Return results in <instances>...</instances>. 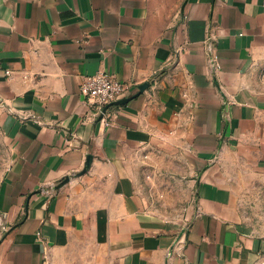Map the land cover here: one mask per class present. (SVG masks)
<instances>
[{
    "label": "crops",
    "instance_id": "obj_1",
    "mask_svg": "<svg viewBox=\"0 0 264 264\" xmlns=\"http://www.w3.org/2000/svg\"><path fill=\"white\" fill-rule=\"evenodd\" d=\"M0 120V264H264V0H0Z\"/></svg>",
    "mask_w": 264,
    "mask_h": 264
},
{
    "label": "built area",
    "instance_id": "obj_2",
    "mask_svg": "<svg viewBox=\"0 0 264 264\" xmlns=\"http://www.w3.org/2000/svg\"><path fill=\"white\" fill-rule=\"evenodd\" d=\"M213 38L206 41L207 53L209 56V66L215 72L221 69L219 56L214 50ZM133 84L129 82H120L114 76L107 73H98L93 76H87L83 79L80 86V93L89 102H91L96 109L95 117L99 122L104 123L106 127L111 126L109 120L110 114L108 110L104 113L106 106L129 98Z\"/></svg>",
    "mask_w": 264,
    "mask_h": 264
},
{
    "label": "water",
    "instance_id": "obj_3",
    "mask_svg": "<svg viewBox=\"0 0 264 264\" xmlns=\"http://www.w3.org/2000/svg\"><path fill=\"white\" fill-rule=\"evenodd\" d=\"M147 87H148V84L142 85L140 87V93H143L147 89ZM132 99H133V97H131V98L129 97V98H126V99H123V100H120V101H116V102L106 106V108L104 109V113H106L108 110H110L113 107L124 106V105L128 104ZM101 119H102V117L99 118L98 122ZM92 162H93V157L91 155H89L87 157L85 168H84V170L81 173L66 178L63 182H61V184H59L58 186L54 187L53 190L59 191L62 187H64L66 184H68L72 179H77V178H80L81 176H83L86 172H88L90 170ZM27 209H28V207H27Z\"/></svg>",
    "mask_w": 264,
    "mask_h": 264
},
{
    "label": "rangeland",
    "instance_id": "obj_4",
    "mask_svg": "<svg viewBox=\"0 0 264 264\" xmlns=\"http://www.w3.org/2000/svg\"><path fill=\"white\" fill-rule=\"evenodd\" d=\"M9 155H10L9 145L3 135L2 128H1V120H0V187L3 181L5 171L8 167ZM249 213L252 216L256 217V220H257V216L259 217V215H262L263 211L260 212L258 210H249Z\"/></svg>",
    "mask_w": 264,
    "mask_h": 264
}]
</instances>
